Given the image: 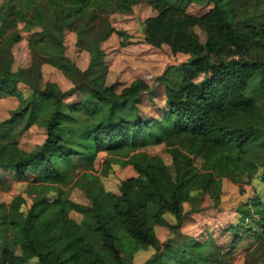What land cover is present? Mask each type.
Here are the masks:
<instances>
[{
	"label": "trees",
	"instance_id": "16d2710c",
	"mask_svg": "<svg viewBox=\"0 0 264 264\" xmlns=\"http://www.w3.org/2000/svg\"><path fill=\"white\" fill-rule=\"evenodd\" d=\"M111 1L20 0L11 13L15 18L4 17L0 26V46L8 43V50L21 39L19 34L7 38L18 21L39 28L31 40L35 55L70 74L75 84L70 91L80 94L78 102L65 103L56 83L41 88L40 64L15 72L10 57L0 54V96H17L21 103L0 124V169L14 170L25 181L33 168L40 182L28 212H22L21 195L8 209L0 205L5 227L0 230V264H25L33 258L40 264H125L127 254L146 246L159 253L163 246L156 227L168 225L167 213L177 226L183 225L189 192L212 189L214 175L239 179L260 168L264 183V59L252 58L264 50V29L240 27L227 0H211L213 9L199 18L184 14L191 0H173L162 7L157 17L146 20L147 41L167 45L174 55L189 59L159 77L167 113L160 120H144L138 103L150 90L145 81H134L120 94L107 85L101 42L113 31H93L95 18ZM195 27L206 33V42L199 40ZM66 29L75 30L79 46L91 54L84 72L64 55L60 36ZM200 76L204 79L197 82ZM22 84L32 91L28 97L19 89ZM36 124L44 128L46 138L37 151L25 152L17 137ZM160 144L168 146L175 159L174 179L163 159L144 151ZM100 152L128 157L136 171V177L122 182L120 196L107 191L101 177L91 173ZM187 153L206 158L207 180L199 182V171ZM80 163L87 171L71 177ZM69 185L86 192L92 206L64 197L58 187ZM52 190L59 194L50 199L45 193ZM254 208L261 218L250 223L256 232L264 224V207L255 202L244 216L252 217ZM73 211L83 215L80 224L69 218ZM200 245L198 241L190 247L199 253ZM164 249L175 253L170 246ZM145 264L170 263L156 255ZM175 264H199V257L184 255Z\"/></svg>",
	"mask_w": 264,
	"mask_h": 264
},
{
	"label": "rangeland",
	"instance_id": "374dc122",
	"mask_svg": "<svg viewBox=\"0 0 264 264\" xmlns=\"http://www.w3.org/2000/svg\"><path fill=\"white\" fill-rule=\"evenodd\" d=\"M172 1L126 0L127 6L119 8L117 4L123 3V0H115L108 2L107 8L97 17L95 14L94 33L113 31L109 38L101 42L104 64L107 67L108 87L115 86L117 94H120L136 80H143L149 85L150 90L140 97L138 103L140 116L144 120H160L167 113L165 86L161 84L159 77L168 69L187 63L189 59L187 55H174L167 45L156 47L147 41L146 20L157 17L160 9ZM227 1L240 27L251 24L264 29V0ZM19 4L20 0H0V26L4 17L9 15L10 19L15 18L11 13L19 7ZM213 6L211 0H191L188 6L183 7V11L188 16L199 18L206 15ZM193 30L201 42H206L207 35L200 27H195ZM39 31V28L29 29L25 22L18 21L15 27L7 31V38L19 34L20 41L10 50L6 49L8 43L3 47L0 46V54L6 53L10 57L15 72L22 69L30 70L40 64L41 88L43 89L48 82L56 83L65 93L63 101L73 105L80 100V94L77 91H70L75 87L70 74L53 67L34 53L31 40ZM60 38L65 57L80 71H86L91 62V54L79 46L78 33L66 29ZM252 58L264 59V50L255 52ZM175 77L176 74L173 75L172 81H175ZM203 79L204 77L200 76L197 82ZM19 89L25 97L32 93L31 89L23 84ZM20 105L17 96H0V124L10 119ZM21 129L23 125L17 128L20 131ZM45 138V130L38 124L32 125L17 137L19 147L30 153L37 151ZM144 151L163 159L171 177L176 178L177 165L168 146L154 145ZM189 156L193 167L199 171V182L207 180L204 176L210 175L208 174L210 170H207L209 164L206 158L202 155ZM181 161L184 162V159ZM86 171V165L80 163L71 177ZM91 173L101 177L106 190L117 196H120L122 182L137 176L135 169L128 162V157L107 152L98 154ZM260 174L259 168L244 173L239 179L214 175L217 183L212 189L191 190L184 202L187 214L184 224L177 226L175 217L167 213L164 219L168 225L156 227V235L163 249L157 253L152 247H143L133 255L127 254L125 264H145L156 255H160L163 261L170 264H175L176 260L184 255L191 260L197 255L199 264H264V224L257 228L256 232L254 228H250L253 219H261L256 213V208L251 213H254L252 217L244 216V211L250 209L255 202L264 207V183ZM36 175L33 168H30L27 172V180L20 181L16 171L0 169V205L8 209L12 201L21 195L25 198L22 212H28L39 195L34 190V186L40 185ZM58 188L62 190L64 197L76 204L85 207H91L93 204L86 192L78 187L69 185ZM58 188L56 187L57 190ZM45 194L52 199L59 192L52 190ZM69 218L80 224L84 217L81 213L73 211L69 214ZM2 225L3 223L0 222V230H5ZM198 241L201 244L199 253L190 247ZM165 246L172 247L175 253L165 250ZM22 253L19 249L18 255ZM25 264L40 263L33 258Z\"/></svg>",
	"mask_w": 264,
	"mask_h": 264
}]
</instances>
